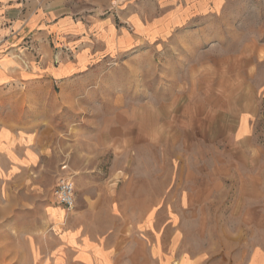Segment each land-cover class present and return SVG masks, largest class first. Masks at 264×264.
<instances>
[{"label":"rangeland","instance_id":"1","mask_svg":"<svg viewBox=\"0 0 264 264\" xmlns=\"http://www.w3.org/2000/svg\"><path fill=\"white\" fill-rule=\"evenodd\" d=\"M24 1L117 26L130 2ZM21 33L0 47V264H50L72 229L119 264H264V0H215L76 83L46 65L77 47Z\"/></svg>","mask_w":264,"mask_h":264},{"label":"crops","instance_id":"2","mask_svg":"<svg viewBox=\"0 0 264 264\" xmlns=\"http://www.w3.org/2000/svg\"><path fill=\"white\" fill-rule=\"evenodd\" d=\"M127 8V12L120 15L121 23L117 26L113 17L89 20L95 17L87 16L78 22L71 17L57 18L59 10H37L33 15V5L24 0H0V47L9 45L12 35L20 37L21 31L47 32L58 46L70 45L79 49L73 61L58 67L47 64V76L56 82L76 83L95 61L110 57L113 51L128 52L142 46L154 33L156 36L168 33L176 22L215 8V0H130ZM53 26H56L55 30H51ZM50 222L56 224L53 220ZM76 233L75 245L70 238ZM58 250L50 264H119L113 249L91 240L82 229L70 230L65 237V248ZM149 258L158 264L153 251Z\"/></svg>","mask_w":264,"mask_h":264},{"label":"built area","instance_id":"3","mask_svg":"<svg viewBox=\"0 0 264 264\" xmlns=\"http://www.w3.org/2000/svg\"><path fill=\"white\" fill-rule=\"evenodd\" d=\"M56 199L66 209L74 207L76 202L75 188L70 178L62 179L55 192Z\"/></svg>","mask_w":264,"mask_h":264},{"label":"bare ground","instance_id":"4","mask_svg":"<svg viewBox=\"0 0 264 264\" xmlns=\"http://www.w3.org/2000/svg\"><path fill=\"white\" fill-rule=\"evenodd\" d=\"M72 208H73V207H72ZM72 208H71V209H72Z\"/></svg>","mask_w":264,"mask_h":264}]
</instances>
